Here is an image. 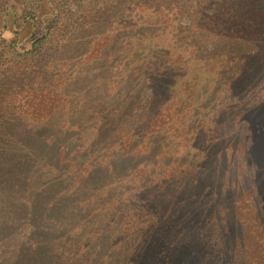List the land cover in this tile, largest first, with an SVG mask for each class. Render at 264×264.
<instances>
[{"label": "rangeland", "instance_id": "1", "mask_svg": "<svg viewBox=\"0 0 264 264\" xmlns=\"http://www.w3.org/2000/svg\"><path fill=\"white\" fill-rule=\"evenodd\" d=\"M36 1L0 0V43L31 49L35 30L26 12ZM136 1L112 0L82 12L87 22L61 37L55 60L63 67L55 69L60 78L53 93L33 85L35 98H23L31 81L23 76L1 92L9 93L3 100L26 126L67 125L86 140L78 152L68 146L59 153L60 164L57 146L52 155L53 147L42 145L31 155V164L45 168L40 178L52 168L51 178L59 180L34 175L45 191L28 245L46 254L47 264H127L141 228L154 232L144 264L155 258L160 264H255L264 254V113L256 115L260 89L264 96V7L254 25L215 19L213 35L198 34L200 24L190 19L176 23L164 7ZM81 4V10L96 5ZM151 102L168 108L159 124L149 123ZM121 103L125 114L104 122L103 107ZM42 105L48 112L39 116ZM135 111L143 113L138 121ZM164 182L169 186L157 189L164 196L158 201L155 188ZM12 194L22 213L29 190Z\"/></svg>", "mask_w": 264, "mask_h": 264}, {"label": "trees", "instance_id": "2", "mask_svg": "<svg viewBox=\"0 0 264 264\" xmlns=\"http://www.w3.org/2000/svg\"><path fill=\"white\" fill-rule=\"evenodd\" d=\"M85 1L89 0H38L34 6V9L36 8L37 11L34 12V9L33 11H28L27 9L26 12L28 13L26 15L29 16L28 24L35 30V34L30 38L33 42L28 44L30 47L32 46L31 49L22 47L15 48L13 45L14 41L5 43L1 40L2 43H0V264H47L49 258L46 254L44 256L39 255L40 249L37 246L34 248L28 245L31 244L28 243V241L31 240L29 237L30 231L28 230H32V232L35 230L32 223V216L40 211L39 200L45 191L42 189L44 184L39 179L45 177L51 178L54 173L51 168V173L46 170V173H44V175L41 174V177H43L40 178V173L44 172L45 168L42 171L38 165H34L35 163L31 164V157L35 154L39 145H42L46 149H48V147H53L51 149L52 151L57 146L55 150L57 154L54 159L55 164H60L64 160L63 156L58 157L59 153L62 155L63 150L65 151V148L68 146L70 147L69 150H72L73 153L78 152L79 148L85 146L86 141L83 133L78 132L79 134H74L75 132H72L71 128L69 126L67 127V125L66 128L60 130L42 128L34 130L30 126H26V123L23 122L25 120L18 116L19 112L16 108L7 107L3 100L4 95L9 96V93L3 95L1 92L2 90H6V86L9 87L11 84H14L16 80L21 78L20 76L31 78V81H29L30 87L23 92V98H30L32 100L35 98L33 91L30 90L34 87L33 85H38V91L40 92H44L43 90H45L44 93L47 94L54 92L55 83L60 78L59 71L55 70L59 67L56 64L58 60H55V54L57 49L61 46V37L65 32H71L72 27L80 28L87 22V20H84L85 15L82 12L86 10L97 12L102 8L103 2H111L112 0H90L96 3L93 8H97V10H93V8L81 10V7L84 6L81 3ZM136 2L144 7L151 6V4L154 7H164L163 9L173 14V19L176 20V23L180 21L182 23V19H190V23H194V25L200 24V31L198 34L210 30V34L213 35H216L214 33L216 28L210 29V26L216 24L215 26L217 27L220 22H222V24L223 22L228 24V22L232 21V23L237 25L245 26L256 24L258 21L257 13L264 7V0H137ZM42 15L45 21L41 19ZM77 15L78 20L74 23L73 20H75ZM99 15L100 13L95 16L94 19H97ZM223 17L224 19H222V21L219 23L216 22L215 19ZM229 19L231 20L228 21ZM179 28L185 30V34L190 32L181 24ZM191 30L194 29L191 28ZM54 47L55 51L49 53ZM257 55L256 57L259 58L260 53ZM241 57L247 61L246 54H243ZM241 65H243V62H241ZM62 67H59V70H62ZM11 91L14 92L13 90ZM12 94L13 93H11V96ZM20 94V92L14 93L15 96H19ZM51 96L55 99L54 95ZM258 96L260 99L257 100L262 102H259L260 104L256 107V115L264 113V108L261 107V104L264 105V96L261 95V89L258 91ZM15 99H17V97H15ZM256 104H258V102H256ZM244 105L248 104L245 103ZM148 106L145 107L150 111L152 110L151 113L148 112V116H151L149 123L151 124L154 122L159 124L162 122L168 108L165 107L163 110V105L160 103L159 106L154 105L152 102ZM35 111H37L36 113L39 116H44L48 112V108L42 105L41 109ZM121 113L125 114L122 103L117 106L109 104L103 107L102 118L104 122L110 123L116 120ZM134 114L138 118L137 121L143 117V113L139 115V113L135 111ZM259 133L262 134L261 136L264 138V127ZM30 137H32V139L36 137L37 140L27 145V141ZM34 144L36 147H34ZM20 149H23L25 153L21 154L22 152ZM53 153L54 151L50 155ZM58 170L59 169H57V171ZM12 173H15L16 176L12 177ZM34 175L39 179L35 178ZM57 176L58 174H55L56 178H51L53 183H58L59 178ZM17 179L22 182L20 189H18ZM30 182L38 183V185H31ZM168 186L169 184L167 182L156 186L155 189L159 194L157 195L158 201L159 196L162 195V191L157 189L162 190ZM54 187L56 191L57 185L54 184ZM23 188L25 191L27 189L29 190V195L27 199H25L27 201L26 207L23 209V212L20 213V209L18 207L15 208L13 203L16 198L12 193L14 192L16 194L17 190H22L24 192ZM11 194L14 197H12V202L10 201L11 198L9 199ZM162 197L164 198L163 195ZM12 206L14 212L11 210ZM134 210L139 213V209L137 210L135 208ZM9 211L11 213H9ZM5 214H10L11 218L6 217ZM182 215H184L183 212L180 213V216ZM179 222L184 226L186 219L181 218ZM25 224L27 227L24 228ZM174 224L175 222L172 220V225H168L170 229L171 226L173 229ZM194 229L198 231L200 228L195 227ZM149 232L154 233L150 231V229L141 228L138 229L137 234L134 233L135 238L133 240H135V244L132 249L135 248L134 250L137 251H133L135 254L127 264H144L145 250L150 243H152V236L148 234ZM183 233H185L184 229L181 234ZM174 237L175 235H170L168 238ZM164 240L166 241V234H164ZM198 247L200 246L196 245L194 248L197 250ZM158 257L160 258L161 254H159ZM150 262L151 264H160L161 261L159 262L158 259L155 258ZM48 264H51V262ZM255 264H264V254Z\"/></svg>", "mask_w": 264, "mask_h": 264}]
</instances>
